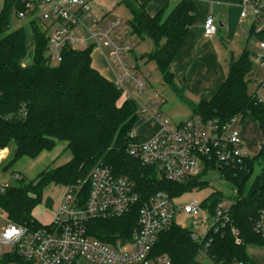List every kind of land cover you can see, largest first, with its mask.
<instances>
[{
  "label": "trees",
  "instance_id": "obj_1",
  "mask_svg": "<svg viewBox=\"0 0 264 264\" xmlns=\"http://www.w3.org/2000/svg\"><path fill=\"white\" fill-rule=\"evenodd\" d=\"M134 1L136 6L128 5L133 16L129 23L132 33L154 42L155 49L145 59L154 62L165 82L171 84L175 80L173 62L196 20V4L182 0L164 19L161 13L150 15L138 0ZM15 2L5 0V10L0 13V150L13 148L12 159L5 169L23 158L36 159L43 152L54 150L57 142L68 144L72 159L40 172L29 183L21 182L15 187L0 185V210L9 222L28 229L41 228L43 225L33 213L43 202L45 189L50 185L80 186L87 196L90 175L99 164L116 176L128 178L143 197L163 191L180 198L207 186L206 182L159 181L153 168L143 166L129 155L128 135L141 119L139 106L132 100L119 104L122 91L94 68L93 48L66 50L62 62L53 66L47 57V38L34 28L33 61L29 67H23L28 37L24 29L10 32ZM255 28L253 25L251 37L257 35ZM250 56L246 51L233 61L219 91L211 100L201 101L196 110L205 121L227 124L239 118L241 123L257 122L263 136L259 153L261 180L249 197L244 196L243 190L253 173V158L247 159L241 168L223 171L224 177L240 192L231 206L228 224L208 235L211 259L224 264H254L246 254V247L264 244V238L254 231V223L264 209V102L259 101L257 94H250L245 82L250 65L254 64ZM223 198L214 192L210 200L203 202V208L214 212ZM138 211L136 207L117 219L92 220L90 235L103 242L131 236L137 226ZM201 245L193 239L191 231L173 225L161 233L153 253L168 255L172 264H203L199 257ZM10 263L28 264L14 249L0 257V264Z\"/></svg>",
  "mask_w": 264,
  "mask_h": 264
},
{
  "label": "built area",
  "instance_id": "obj_2",
  "mask_svg": "<svg viewBox=\"0 0 264 264\" xmlns=\"http://www.w3.org/2000/svg\"><path fill=\"white\" fill-rule=\"evenodd\" d=\"M93 0H17L13 4L12 16L26 24L27 37L38 28L47 38V57L50 63H61L66 50L98 48L106 44L110 50L111 62L118 68L115 84L139 106L141 119L155 117L160 121L159 130L146 138L134 130L128 135L127 152L143 166L153 168L159 181L171 183L204 182L209 173H220L229 168H241L252 156L246 152L239 118L230 123L205 121L201 117L173 126L168 119L153 111V106L163 104L155 94L149 103L134 99L127 84L139 92L147 88L146 76L133 74V69L124 59L135 48L133 43L120 44L125 20L118 17L106 27H99V21L92 14ZM241 18L252 13L255 33L262 35L254 65L264 71V0H240ZM90 18L94 27L84 24L82 17ZM206 37L218 32L216 18L209 15L203 24ZM126 33V31L124 32ZM118 37V38H117ZM27 57L23 67H29L32 57ZM258 97V94H257ZM259 98V97H258ZM264 102L263 98H259ZM89 194L79 187H65L57 215L52 223L38 229H28L9 222L0 210V219L7 226L0 233L2 244L12 247L28 264H172L168 255H155L154 247L161 233L178 225L176 219L182 212L199 218L210 215L214 223L201 238L191 232L195 241L201 242L199 257L210 264H224L211 259L208 252V235L219 230L230 221L232 204L224 207L220 201L214 212L203 208L196 201L186 205L178 204L179 198L159 191L143 197L135 185L126 177L113 174L104 165H97L90 178ZM138 207L137 226L131 236H122L115 242H103L90 235V222L95 219H117L131 213ZM256 234L264 238V209L254 223ZM237 236L238 232H234ZM240 242V241H238ZM17 264V263H16ZM230 264H252L232 262Z\"/></svg>",
  "mask_w": 264,
  "mask_h": 264
},
{
  "label": "rangeland",
  "instance_id": "obj_3",
  "mask_svg": "<svg viewBox=\"0 0 264 264\" xmlns=\"http://www.w3.org/2000/svg\"><path fill=\"white\" fill-rule=\"evenodd\" d=\"M191 1L196 4V20H202L212 14L217 17L222 14L230 15V32H224V28L220 27L219 21H216L218 25V46L216 47V50L222 57V64L227 72V75L231 63L238 60L246 51L250 52V58L253 63H255V54L260 52L259 42L263 39V37L258 34L251 37L252 25H254L256 29L261 27V24H255V19L252 13H249L247 18H241L239 11L237 12L235 8H230V2L232 0ZM197 1H199V3ZM134 2V0H93L91 3L92 14L94 18L99 21V27H106L112 20H115L118 17L125 20V24L121 29L123 35L120 38L117 37L118 42L120 44H126L128 42L133 43L135 48L131 54H126L124 59L127 61L128 65L133 68V74L140 75L143 73L144 75H147V88L141 96H139V92L137 90H134L131 85L127 84L130 88L129 91L133 93L134 99H137L138 102H142L144 104L149 103L150 99L153 98L155 94L158 95L159 99L164 100L165 102L163 104H158L157 107L153 106V111H155L156 114H159L162 118L170 120L173 126H178L188 120L196 119L198 117L196 112L198 103H193L187 99V96L183 93L182 85L180 83H177L176 81H173L171 84L165 82L157 65L154 62H149L145 59V56L155 49V44L148 37L141 38L139 35L132 33L129 23L132 21L133 16L128 5L131 6V3H133V5L136 6ZM5 7V0H0V13L5 10ZM172 8L173 5L171 4L166 14H169ZM82 20L88 27L95 26V23L90 18H86L84 16L82 17ZM25 24L26 22H20L15 15H13L11 19L10 32L22 28ZM196 24L197 23L195 21L193 26L196 27ZM125 31L126 33H124ZM34 51V41L33 38L32 40L30 38L28 40V56L32 57ZM110 55V48L106 44H102L101 47L94 48L93 50V63L100 69L103 67L105 68L107 67L105 58L110 59ZM28 61H30V64L28 65H31L32 59H29ZM57 65V63H53V66ZM250 66V71L245 79V82L249 87V92L252 95L258 94L259 98L264 99V71L258 69L254 64H251ZM109 69L111 73L110 76H112L111 78L115 82L116 77L114 75V71L118 72V68L115 66L113 70L111 68ZM125 101H127V96L122 94L119 104L123 105ZM151 119L152 118L140 119L138 125H141L142 127H134V131L143 138L149 137L152 129L156 127L146 124L144 121L148 120L149 122ZM238 127L246 145L245 151L250 153L255 163L251 178L248 180L243 190L244 196L249 197L257 188L258 183L261 180L262 165L259 153L263 146V136L257 122L246 121L239 124ZM244 133H247V136ZM60 145L62 146L64 144ZM61 146L55 150V153L58 152ZM8 149L12 150L11 153H13V148ZM1 155L0 173L5 177L3 185L15 187L19 186L21 182L26 184L33 181L37 177L38 173L46 170L47 167L56 168L57 166L65 164L66 160L70 156V152L62 154L56 162L49 163V165H46L45 167L37 166L35 169H31L32 167L28 164L31 160L24 158L18 161L10 170L6 172L2 170V167L9 160L3 157L4 154ZM18 175L21 177H18ZM22 178L23 180H21ZM203 181L207 183V186L204 189H195L187 192L177 200L178 204L186 205L193 201L203 203L206 200H210L214 192H219L224 197L222 201L223 206L228 207V205L234 203L235 199L240 194L239 188L235 186L230 179L222 176L218 172L207 174ZM63 193V186L50 185L45 189L44 200L33 213L34 217L42 225H48L55 219L57 208ZM176 223L183 229L197 233L199 237L203 238L213 225L214 219H212L208 214H204L199 218H194L193 216L182 212L178 215ZM6 226V222L0 219V233ZM11 252L12 247L2 244L0 240V257ZM246 254L249 260L254 264H264V244L247 245ZM200 259L203 264H210L209 261L202 258Z\"/></svg>",
  "mask_w": 264,
  "mask_h": 264
},
{
  "label": "crops",
  "instance_id": "obj_4",
  "mask_svg": "<svg viewBox=\"0 0 264 264\" xmlns=\"http://www.w3.org/2000/svg\"><path fill=\"white\" fill-rule=\"evenodd\" d=\"M180 1L182 0H138V4L143 6L150 15L156 16L159 13H161L162 17L165 19L176 8V6L179 4ZM197 2L199 3V1ZM230 3H231L230 8L231 9L235 8L237 12L239 11L241 17L240 0H232ZM171 4L173 5V8L169 12V14H166ZM212 15L216 18V21L217 20L219 21L220 27L224 28V32L227 33L231 31L229 27L230 25L229 14L228 15L222 14L219 17H217L214 14ZM206 18H203L202 20H195L197 23L196 27L193 26L194 28L193 27L191 28L180 52L176 56L172 65V71L175 75L174 81L182 85L183 93L187 96V99L189 101L193 103L196 102L198 104L203 100H211L214 97V95L219 91L221 86L225 83V80L227 78V72L225 71L224 66L222 64V57L220 54L217 53L216 50V47L218 46L217 45L218 32L212 37H206L204 35L203 24ZM252 29H253V25L251 28V32ZM30 38L32 40L33 35L28 36V40ZM105 60L107 62V67L105 68L103 67L102 69H100L94 63L93 66L105 78H107L111 82H114V80H112L111 78L112 76H110L111 73L109 68L113 70L115 66L111 62V59L105 58ZM114 75L116 77L118 75V72L114 71ZM145 76L147 75L145 74ZM149 118H152L151 121L148 122V120H146L144 122L146 124L153 125V127H156L152 129V132L150 133L151 136L159 130L161 123L155 117H149ZM136 127H142V126L141 125L139 126L137 124ZM245 135L247 136V133ZM60 144H64V145L61 146ZM59 146H61L60 149L58 150L57 153H55V150L59 148ZM67 147L68 144L66 142H57V145L54 148V150L45 151L42 154H40L36 159L27 158L31 160L30 163L28 164L30 167H32L31 169H35L37 166L45 167L46 165H49V163L56 162L61 157L62 154L66 152H70L67 149ZM11 151L12 150L9 149L0 150V160L2 158L1 154H4L3 157L7 158V160L10 161L13 156ZM71 159H72V154L70 152V156L66 160L65 164L68 163ZM9 161L2 167V170L4 172L8 171L5 169V167L9 163ZM48 168L49 167H47L46 169ZM18 177L21 176L18 175ZM4 179L5 177L0 173V185H3ZM64 191H65V187H64ZM58 208H57V212H58Z\"/></svg>",
  "mask_w": 264,
  "mask_h": 264
},
{
  "label": "water",
  "instance_id": "obj_5",
  "mask_svg": "<svg viewBox=\"0 0 264 264\" xmlns=\"http://www.w3.org/2000/svg\"><path fill=\"white\" fill-rule=\"evenodd\" d=\"M18 152V149L16 148V149H14V153L16 154Z\"/></svg>",
  "mask_w": 264,
  "mask_h": 264
}]
</instances>
